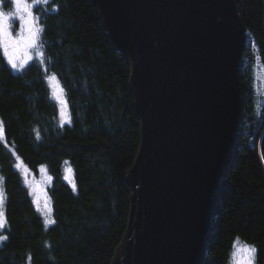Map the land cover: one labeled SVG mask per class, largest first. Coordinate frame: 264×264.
<instances>
[{"label":"trees","instance_id":"trees-1","mask_svg":"<svg viewBox=\"0 0 264 264\" xmlns=\"http://www.w3.org/2000/svg\"><path fill=\"white\" fill-rule=\"evenodd\" d=\"M5 9L11 0H1ZM44 52L16 70L0 48V264H112L127 229V173L141 144L131 65L92 0H32ZM247 31L239 77L243 114L202 264H229L234 242L264 264V0H236ZM58 78L69 120L48 77ZM258 98V106L255 101ZM52 175L51 210L36 206L16 163ZM71 168L73 181L63 175ZM75 185V187H73Z\"/></svg>","mask_w":264,"mask_h":264},{"label":"water","instance_id":"water-1","mask_svg":"<svg viewBox=\"0 0 264 264\" xmlns=\"http://www.w3.org/2000/svg\"><path fill=\"white\" fill-rule=\"evenodd\" d=\"M131 65L141 144L112 264H202L243 103L236 0H92Z\"/></svg>","mask_w":264,"mask_h":264},{"label":"rangeland","instance_id":"rangeland-1","mask_svg":"<svg viewBox=\"0 0 264 264\" xmlns=\"http://www.w3.org/2000/svg\"><path fill=\"white\" fill-rule=\"evenodd\" d=\"M11 3H12L11 8L5 9L2 5V1L0 0V11L5 12V13H13L15 11V5H14L13 0H11ZM29 3H32L33 6L35 4V2L32 0H29ZM32 12H33V7H32ZM33 16L35 17V27L39 28L38 21L36 19L34 12H33ZM20 28H21V22L19 21L17 17L13 16L10 20V31L14 37L18 35ZM28 51H29V58L26 60V62L23 63V66L17 67L14 69L19 70L35 60L41 61L44 58V52H43L42 45L40 42V31L37 36L36 46L29 49ZM38 53H43V56L41 57L40 55H38ZM18 60H19V57H18ZM48 83L51 89L52 96L59 103L60 121L67 122L69 120V111H68L67 102L64 98V94L62 91V86L58 78L54 75H50L48 77ZM258 88H264V75L262 74V72H259L258 74ZM257 99L258 98H256V101H255L256 106H258ZM2 132H3V127L0 122V134H2ZM16 166L20 170L24 182L31 188L36 206L43 213L47 214L51 210V198L48 192V187L51 184L52 175L49 173V171L45 167L40 168L38 172L32 171L30 168H28V166L24 164V162L20 158H18ZM69 169L71 168L69 167L65 168L63 175L65 178L67 177L66 180L73 181V172L72 170L68 171ZM0 191L3 192L1 175H0ZM3 196H4V192H3ZM0 212H2V217H0V220L3 221V225L0 226V230H1V228L4 226L5 221H6L4 199H3L2 205H0ZM242 244L248 245L246 243H242ZM252 255H253V264H256L255 263V252ZM229 264H234L233 252L231 253V259H230Z\"/></svg>","mask_w":264,"mask_h":264},{"label":"snow or ice","instance_id":"snow-or-ice-1","mask_svg":"<svg viewBox=\"0 0 264 264\" xmlns=\"http://www.w3.org/2000/svg\"><path fill=\"white\" fill-rule=\"evenodd\" d=\"M13 2L15 5L13 13L0 11V48L3 49L12 67L17 68L22 67L23 63L29 58L28 50L36 46L40 29L35 27V17L32 12L33 4L29 3V0H13ZM13 16L21 22L20 31L15 37L10 31V20ZM38 55L42 57L43 53H38ZM68 171H71V169ZM3 199V192L0 191V205H2ZM0 217H2V212H0ZM2 225L3 221L0 220V226ZM0 239H3V237H0ZM233 247L234 264H253L252 254L255 252L253 246L242 244L237 238Z\"/></svg>","mask_w":264,"mask_h":264}]
</instances>
